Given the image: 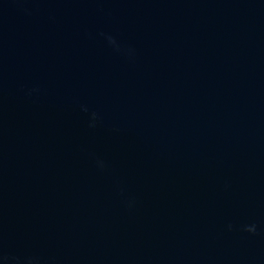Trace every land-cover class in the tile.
<instances>
[{"label":"water","instance_id":"water-1","mask_svg":"<svg viewBox=\"0 0 264 264\" xmlns=\"http://www.w3.org/2000/svg\"><path fill=\"white\" fill-rule=\"evenodd\" d=\"M0 264H264V0H0Z\"/></svg>","mask_w":264,"mask_h":264},{"label":"clouds","instance_id":"clouds-1","mask_svg":"<svg viewBox=\"0 0 264 264\" xmlns=\"http://www.w3.org/2000/svg\"><path fill=\"white\" fill-rule=\"evenodd\" d=\"M248 230L249 231H254L255 229H254V227H252V228H249Z\"/></svg>","mask_w":264,"mask_h":264}]
</instances>
